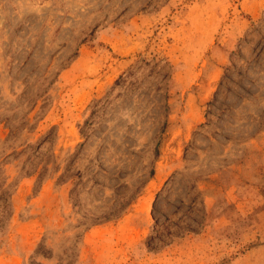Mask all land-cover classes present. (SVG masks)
<instances>
[{
	"label": "rangeland",
	"instance_id": "374dc122",
	"mask_svg": "<svg viewBox=\"0 0 264 264\" xmlns=\"http://www.w3.org/2000/svg\"><path fill=\"white\" fill-rule=\"evenodd\" d=\"M0 264H264V0H0Z\"/></svg>",
	"mask_w": 264,
	"mask_h": 264
},
{
	"label": "trees",
	"instance_id": "16d2710c",
	"mask_svg": "<svg viewBox=\"0 0 264 264\" xmlns=\"http://www.w3.org/2000/svg\"><path fill=\"white\" fill-rule=\"evenodd\" d=\"M157 147H158V145H157Z\"/></svg>",
	"mask_w": 264,
	"mask_h": 264
}]
</instances>
